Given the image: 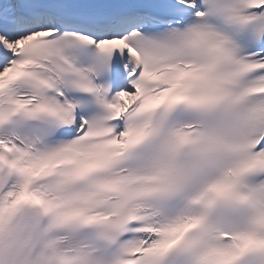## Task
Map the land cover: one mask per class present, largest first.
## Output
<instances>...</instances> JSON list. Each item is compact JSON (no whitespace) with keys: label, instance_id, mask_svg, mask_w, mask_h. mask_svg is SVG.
<instances>
[{"label":"snow or ice","instance_id":"6c2138e0","mask_svg":"<svg viewBox=\"0 0 264 264\" xmlns=\"http://www.w3.org/2000/svg\"><path fill=\"white\" fill-rule=\"evenodd\" d=\"M0 264H264V0H0Z\"/></svg>","mask_w":264,"mask_h":264}]
</instances>
